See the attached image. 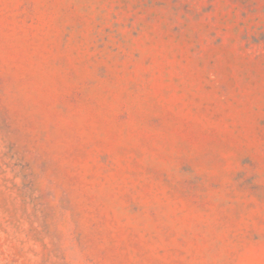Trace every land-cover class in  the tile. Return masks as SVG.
Masks as SVG:
<instances>
[{
  "label": "rangeland",
  "instance_id": "1",
  "mask_svg": "<svg viewBox=\"0 0 264 264\" xmlns=\"http://www.w3.org/2000/svg\"><path fill=\"white\" fill-rule=\"evenodd\" d=\"M0 264H264V0H0Z\"/></svg>",
  "mask_w": 264,
  "mask_h": 264
}]
</instances>
